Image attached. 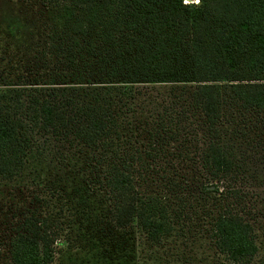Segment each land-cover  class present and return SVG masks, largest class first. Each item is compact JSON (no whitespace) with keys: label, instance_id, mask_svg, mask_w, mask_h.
I'll use <instances>...</instances> for the list:
<instances>
[{"label":"trees","instance_id":"trees-1","mask_svg":"<svg viewBox=\"0 0 264 264\" xmlns=\"http://www.w3.org/2000/svg\"><path fill=\"white\" fill-rule=\"evenodd\" d=\"M4 7L0 264H160L179 241L180 264H253L234 198L238 133H264V0Z\"/></svg>","mask_w":264,"mask_h":264},{"label":"rangeland","instance_id":"rangeland-1","mask_svg":"<svg viewBox=\"0 0 264 264\" xmlns=\"http://www.w3.org/2000/svg\"><path fill=\"white\" fill-rule=\"evenodd\" d=\"M197 2L198 0H196V3ZM7 9L8 8L4 7V9L0 11V20L3 19V16L4 19L6 18V14L8 13ZM238 136L247 142V145L250 146L249 150L252 149L250 154L253 158V163L250 165V170L242 174V182H239L237 185L238 188H235V190L238 191V198H234V201L240 209L247 211L257 229V241L260 249L256 258H254L253 264H264V156L260 157V155L255 153L258 151L263 154L264 133H238ZM242 139H240L241 142H243ZM179 244L182 245V242L179 241ZM180 245H177L175 242L166 244L159 250V258L156 259H159L160 264L182 263L178 261L181 260L182 257H179L177 254L184 253L185 251L188 252L190 248L185 249ZM195 250L199 260L203 258V252L205 254L209 253L208 250L206 251L199 247Z\"/></svg>","mask_w":264,"mask_h":264},{"label":"water","instance_id":"water-1","mask_svg":"<svg viewBox=\"0 0 264 264\" xmlns=\"http://www.w3.org/2000/svg\"><path fill=\"white\" fill-rule=\"evenodd\" d=\"M190 1H192V0H190Z\"/></svg>","mask_w":264,"mask_h":264}]
</instances>
